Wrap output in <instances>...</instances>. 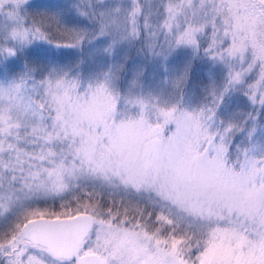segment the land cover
Wrapping results in <instances>:
<instances>
[{
	"label": "snow or ice",
	"instance_id": "6c2138e0",
	"mask_svg": "<svg viewBox=\"0 0 264 264\" xmlns=\"http://www.w3.org/2000/svg\"><path fill=\"white\" fill-rule=\"evenodd\" d=\"M0 264H264V0H0Z\"/></svg>",
	"mask_w": 264,
	"mask_h": 264
}]
</instances>
